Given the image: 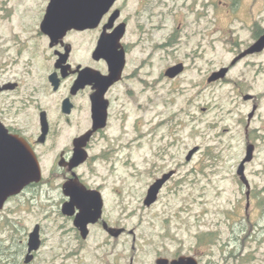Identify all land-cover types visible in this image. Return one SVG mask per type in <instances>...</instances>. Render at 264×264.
Instances as JSON below:
<instances>
[{
    "label": "flooded vegetation",
    "instance_id": "obj_1",
    "mask_svg": "<svg viewBox=\"0 0 264 264\" xmlns=\"http://www.w3.org/2000/svg\"><path fill=\"white\" fill-rule=\"evenodd\" d=\"M31 1L41 6L46 4L44 12L38 14L32 33L24 31L29 35L25 38L19 35L12 43L8 39L0 40V142L6 133L20 140L29 156L39 163L42 179L30 182L19 194L10 196L0 210V264H172L181 258L191 264H202L200 238L171 237L166 230L152 232L146 238L136 228L123 224L121 203L117 201L121 191L114 188L118 181L105 178L110 175L95 173L94 166L101 162L114 165L115 161H120L121 136L117 133L122 129L125 134H134L132 142L123 147L130 150L127 160L131 166H137V160L131 158L138 153L135 151L150 144L147 157L137 155L150 166L145 174L149 182L144 197L158 179L172 172L156 201L151 205L144 202L146 209H153L165 196H178L185 187L183 167L187 156L185 159L182 154L183 159L179 158L178 139L172 142L169 139L170 148L153 145V116L145 122L143 118L154 110L155 82L142 78L146 86L139 89L138 96L135 91L138 72L147 66L153 67L154 54L168 56L184 49L193 54V58L166 64L156 82L163 78L176 81L193 69L192 82L200 94L203 85L212 87L230 81L234 68L256 66L255 58L264 55V48L247 53L264 36L261 3L114 0L101 12L94 26L72 27L62 36L52 38L41 28L52 0ZM222 9L225 14L220 13ZM219 46L230 55L224 57L227 61L220 66L216 58ZM179 63L183 64V70L175 77L168 76L167 69ZM224 68H227L225 76L211 80ZM263 72L264 60H261ZM239 94L245 102L255 98L252 94H244V90ZM246 95L251 98L245 99ZM256 110L257 106L253 105L251 113L255 114ZM251 113L246 130L254 116L250 118ZM96 114L106 118L104 126L95 129ZM115 128L116 134L113 133ZM168 133L173 135V131ZM148 134L152 137L144 142ZM160 138L161 143L166 142L165 135ZM174 146L177 150L170 151ZM77 148L86 159L71 167ZM140 175L136 170L129 177L133 181ZM108 186L111 187L110 195L106 191ZM86 190H94L90 210L95 214L88 218L86 227L81 228L77 221L86 220L81 216L86 200L77 195ZM247 192L248 189L246 196L250 198L252 188L249 196ZM258 194L261 197V189ZM43 197L50 205H39L49 209L43 216L39 215V220L26 226L14 217L17 213L37 210L39 206L36 205ZM98 200L103 202L99 215L95 206ZM165 206V212H173L171 200L166 201ZM36 228L40 246L30 251V234ZM126 235L128 237H123ZM16 239L20 244L12 249ZM231 240L240 241L239 238ZM186 241L196 243L187 246ZM44 249H48V254L46 251L42 254ZM206 251L212 252L211 248L204 253Z\"/></svg>",
    "mask_w": 264,
    "mask_h": 264
},
{
    "label": "rangeland",
    "instance_id": "obj_2",
    "mask_svg": "<svg viewBox=\"0 0 264 264\" xmlns=\"http://www.w3.org/2000/svg\"><path fill=\"white\" fill-rule=\"evenodd\" d=\"M245 1L261 3L264 10V0ZM44 8L46 4H33L31 0H0V40L8 39L12 43L19 35L22 38L29 35L24 31H30L31 34L38 14L44 12ZM220 13L225 14V10L222 9ZM261 13L264 15V11ZM186 49L189 50L187 47ZM229 56L219 46L216 53L218 66L227 61L224 57ZM188 57L193 58V54L185 52L184 49L169 53L168 56L165 53L154 54L153 67L147 66L139 70L135 83V91L139 96V89L146 86L142 78L153 79L155 82L152 94L154 110L143 118L145 122L153 116V145L169 147V139L171 142L178 139L180 159H183L182 154H185L186 159L191 149L199 147L191 161L185 160L184 189L178 196H165L153 209H146L144 191L149 181L145 174L150 166L137 155L147 157L150 144L146 143L142 149L135 151L138 153L131 158L137 160V166H131L130 160H127L130 150L123 147L132 142L134 134H125L122 129L118 133L116 128L113 131L121 136L120 161H115L114 165L98 163L94 166L95 173L110 175L105 178L118 181L114 188L121 191L117 201L121 203L122 223L129 228H136L142 237L147 238L152 232L163 233L166 230L171 237L200 238L202 264H264V72L261 73V60H264V55L255 58L256 66L234 68L228 82L212 87L203 85L200 87V94L199 88L192 82L195 77L193 69L176 81L163 78V81L156 82L160 74H163L166 64L175 60H187ZM187 63L190 64V61ZM240 90H244V94L254 95V100L245 102L239 94ZM141 96L144 98L145 92ZM253 105L257 106V110L246 130L248 114L251 113ZM132 118H135L134 115ZM128 128H131L130 124ZM169 131H173L172 136ZM162 135H165L166 142L161 143ZM151 137L148 134L143 141L149 142ZM249 143L255 145V152L253 159L246 164V175L252 188L251 197L248 199L247 187L242 183L237 170L246 155ZM176 150L174 146L170 151ZM136 170L142 175L138 180L132 181L129 175ZM260 189L261 197L258 194ZM110 190L111 187L108 186V195ZM168 200L173 203V212L164 211ZM39 202L36 206L50 205L44 197ZM48 210L39 206L31 213H17L14 217L29 226ZM235 238L240 241L231 240ZM208 239L213 241L209 242ZM190 243L196 242L186 241L187 246ZM19 244L16 239L12 249ZM207 248H211L212 252L204 253ZM45 251L48 254V249H44L42 254Z\"/></svg>",
    "mask_w": 264,
    "mask_h": 264
},
{
    "label": "water",
    "instance_id": "obj_3",
    "mask_svg": "<svg viewBox=\"0 0 264 264\" xmlns=\"http://www.w3.org/2000/svg\"><path fill=\"white\" fill-rule=\"evenodd\" d=\"M114 0H96L88 3L85 0H71L66 3H59L57 0H52L48 5L46 15L42 21L41 28L43 32L49 34L52 38L62 36L69 28H85L94 26L99 21L101 12L107 10ZM264 48V36L261 37L253 46L247 51L252 53L255 51H261ZM183 70V64L171 66L167 69L166 74L170 77H175ZM227 68L214 74L211 80L219 79L225 76ZM251 98V95H246L245 99ZM254 112L250 114V118ZM94 128L104 126L106 116L100 117V114H96ZM5 132H7L5 130ZM5 135V134H4ZM90 134L86 135L89 138ZM0 142V210L3 208L6 200L13 195L19 194L22 189L30 182H39L42 179V171L39 163L28 154L27 148H24L20 140L10 136L6 133ZM199 150V147L191 149L187 155V160L190 161L194 154ZM255 145L250 143L246 148V155L240 162L237 173L240 176L241 181L246 185L249 196L250 182L246 175V164L250 162L254 157ZM26 157L24 158V156ZM86 159L82 152L77 148L76 154L70 162V166L74 167L79 165ZM172 172L165 174L158 179L149 189V192L144 200L146 205H151L156 201L158 193L163 184L171 177ZM94 190H86L78 193V197H82L86 200L84 203L83 212L81 216L86 217L85 221L78 222L77 224L81 228L86 227L88 218L95 214L90 210L92 206V193ZM249 198V197H248ZM95 204V203H94ZM97 214L99 215L103 206V202L98 200L95 204ZM40 246L39 233L36 228L31 234L29 239V250L33 251ZM29 257L27 258V261ZM172 264H191V262H185L182 258L174 261Z\"/></svg>",
    "mask_w": 264,
    "mask_h": 264
}]
</instances>
